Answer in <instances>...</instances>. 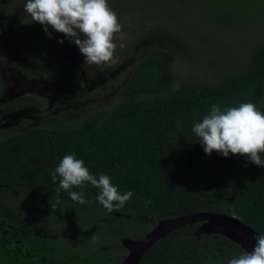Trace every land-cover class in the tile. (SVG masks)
Listing matches in <instances>:
<instances>
[{"label": "trees", "instance_id": "trees-1", "mask_svg": "<svg viewBox=\"0 0 264 264\" xmlns=\"http://www.w3.org/2000/svg\"><path fill=\"white\" fill-rule=\"evenodd\" d=\"M206 3L223 18L264 20V0ZM16 4L0 0V51L4 37L18 30L9 19ZM33 39L34 55L43 57L42 26L36 25ZM257 45L242 66L218 80L179 84L173 54L151 50L129 69L111 107L52 111L46 98L25 94L3 103L6 113L36 110L38 124L0 131V264H122L128 254L122 239H143L159 221L199 213L236 217L264 235V168L244 156L207 155L192 131L213 104L223 109L251 102L264 113V41ZM69 154L97 177L109 176L121 193L134 195L108 212L91 185L83 189L85 205L63 189L57 193L59 177L53 182L51 173ZM53 197L61 202L56 211L49 204ZM198 226L167 234L139 264H227L244 252L222 236H195Z\"/></svg>", "mask_w": 264, "mask_h": 264}, {"label": "rangeland", "instance_id": "rangeland-1", "mask_svg": "<svg viewBox=\"0 0 264 264\" xmlns=\"http://www.w3.org/2000/svg\"><path fill=\"white\" fill-rule=\"evenodd\" d=\"M18 1L9 14L18 30L3 39L0 51V105L25 94L51 100L52 111L59 109L61 101L67 108L111 107L129 69L151 50L173 54L176 84L212 82L243 65L245 57L264 41L263 19L255 15L247 22L225 19L206 7V0H108L123 25L113 38L118 47L112 61L86 64L79 48L56 32L52 38L46 34L47 41L40 45L44 56L36 58L33 32L41 25L24 12L26 0ZM23 72H34L39 78L26 79ZM0 118V131L6 134L37 125L29 111L2 113Z\"/></svg>", "mask_w": 264, "mask_h": 264}, {"label": "clouds", "instance_id": "clouds-1", "mask_svg": "<svg viewBox=\"0 0 264 264\" xmlns=\"http://www.w3.org/2000/svg\"><path fill=\"white\" fill-rule=\"evenodd\" d=\"M24 12L39 23L50 38L53 32L60 33L77 46L86 64L101 65L113 60L118 47L113 38L123 25L108 0H26ZM59 43L63 44L64 40ZM192 131L207 155L215 152L223 157L244 156L250 163L264 168L261 156L264 153V113L253 103L223 109L213 104L193 125ZM51 177L53 182L59 177L57 193L63 189L80 205L89 203L83 189L88 185L97 188L96 200L108 212L123 208L134 195L132 191L121 193L109 176L92 174L75 154L63 156ZM60 203L54 197L49 201L53 211ZM91 239L95 242L98 237L94 235ZM255 241L251 252L244 251L227 264H264V235L256 236Z\"/></svg>", "mask_w": 264, "mask_h": 264}, {"label": "water", "instance_id": "water-1", "mask_svg": "<svg viewBox=\"0 0 264 264\" xmlns=\"http://www.w3.org/2000/svg\"><path fill=\"white\" fill-rule=\"evenodd\" d=\"M195 236H222L237 244L243 251L251 252L256 241V233L236 217L222 214L199 213L175 219L159 221L153 229L140 240L122 239V246L128 251L122 264H139L143 256L167 234L184 226L196 224Z\"/></svg>", "mask_w": 264, "mask_h": 264}, {"label": "flooded vegetation", "instance_id": "flooded-vegetation-1", "mask_svg": "<svg viewBox=\"0 0 264 264\" xmlns=\"http://www.w3.org/2000/svg\"><path fill=\"white\" fill-rule=\"evenodd\" d=\"M9 34H7L6 36H8ZM5 36V37H6ZM4 37V38H5ZM5 42V41H4ZM4 46H5V44H4ZM2 105V104H1ZM1 105H0V116H1V114L2 113H5V114H17V113H21V112H30V113H34V120L35 121H37V124H38V120L36 119V114H37V111L36 110H27V111H19V112H16V113H6V112H4V110H2L1 109ZM46 105L48 106V108L46 109V110H48V109H51L52 108V106H54V103L51 101V100H46ZM63 104H62V101L60 102V104L58 105V107H60V106H62ZM55 108V107H54ZM2 119L0 118V121H1Z\"/></svg>", "mask_w": 264, "mask_h": 264}]
</instances>
